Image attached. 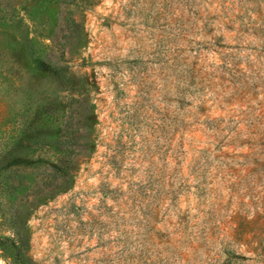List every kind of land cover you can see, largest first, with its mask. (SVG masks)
Wrapping results in <instances>:
<instances>
[{"label":"rangeland","instance_id":"374dc122","mask_svg":"<svg viewBox=\"0 0 264 264\" xmlns=\"http://www.w3.org/2000/svg\"><path fill=\"white\" fill-rule=\"evenodd\" d=\"M12 240L34 264H264V0H0V264Z\"/></svg>","mask_w":264,"mask_h":264},{"label":"trees","instance_id":"16d2710c","mask_svg":"<svg viewBox=\"0 0 264 264\" xmlns=\"http://www.w3.org/2000/svg\"><path fill=\"white\" fill-rule=\"evenodd\" d=\"M69 105L70 115L64 124L59 141V148L63 151V155L58 160L56 166L53 167L56 179L68 174L75 167L76 158L82 153L83 134L79 115L82 112L81 107L84 105V99L82 96L72 95ZM10 244L13 247L17 264H34L23 251L20 242L12 240Z\"/></svg>","mask_w":264,"mask_h":264}]
</instances>
